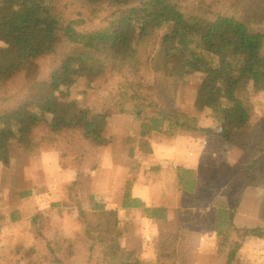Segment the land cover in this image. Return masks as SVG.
<instances>
[{
  "label": "trees",
  "instance_id": "1",
  "mask_svg": "<svg viewBox=\"0 0 264 264\" xmlns=\"http://www.w3.org/2000/svg\"><path fill=\"white\" fill-rule=\"evenodd\" d=\"M75 2L91 23L101 24L97 30L79 32L66 22L62 0H0V167L9 168L17 154L37 157L44 140L78 137L86 148L105 147L116 115L128 122L121 144L129 157L138 153L150 162L145 175L161 170L151 157L155 133L167 140L178 132L200 133L241 147L246 156L217 168L200 166L197 177L174 166V212L160 200L152 206L132 198L130 188L119 209L91 196L87 207L77 205L73 222L80 234L55 232L43 249L15 245L1 264H75L78 258L84 264H177L175 252L148 262L121 245L133 221L165 223L173 213L184 230L207 228L210 252L227 248L224 264H243L238 253L244 244L264 240V227L236 224L243 193L251 189L262 191L257 219L264 225V132L252 122L253 99L264 94V0ZM43 60L47 74L40 71ZM117 77L126 80L120 94L101 88ZM15 83L28 92L19 99L11 93ZM187 86L194 89L193 111L210 115V127H198L175 107ZM255 153L258 158L248 161ZM61 206L58 199L50 203V214ZM48 213H26L30 234L48 229ZM21 214L0 207V239L6 216L13 223Z\"/></svg>",
  "mask_w": 264,
  "mask_h": 264
},
{
  "label": "rangeland",
  "instance_id": "2",
  "mask_svg": "<svg viewBox=\"0 0 264 264\" xmlns=\"http://www.w3.org/2000/svg\"><path fill=\"white\" fill-rule=\"evenodd\" d=\"M61 7L66 15V22L76 25L79 32H92L101 26L97 22L91 23L87 12L80 10L75 0H62ZM158 41L159 37L153 40L149 56H152L154 49L157 48ZM40 64V71L47 74L49 61L43 60ZM144 74L147 81L152 79L148 73ZM125 85L126 80L117 77L112 81L103 82L101 88L120 94ZM11 93L19 99L28 92L19 83H15ZM193 98L194 89L187 86L178 93L175 107L189 117L195 118L198 127H210L212 117L195 113L192 108ZM253 100L255 107L252 122L258 123L264 132V94ZM127 123L125 117L121 115L113 117L108 132L111 142L105 147L86 148L78 137L55 143L44 140L43 154L40 153L35 158L25 153L17 154L9 168L0 167V207L7 215L12 209H17V215L19 213L23 215V218L20 215L13 223L9 216L5 215L3 235L0 239V264L5 253L15 245L22 247L35 245L43 249L45 242L51 240L55 232L67 236L80 234L79 227L73 222L77 205L81 203L87 207L91 196L105 205L114 204L121 194L123 197L127 188L135 187L133 184L135 183L136 191L142 199L149 198L151 205L160 200L162 206L167 205L174 212L179 206V198H175L173 193L176 185L174 166L193 170L197 177V168L200 166L217 168L222 163L234 164L246 156L245 149L200 133L178 132L170 140L155 133L149 138L151 157L152 162L161 170L145 175L143 171L149 168L150 162L140 160L138 153L132 158L129 157L128 147L121 144ZM256 158L258 154L255 153L247 157V160L252 161ZM80 180L82 182H79ZM25 193H29L30 196L24 199L21 195ZM261 198V190L245 189L236 214L238 227H264L257 219ZM57 199L62 208L52 215L49 212V204ZM31 209L40 210L45 215L49 212L47 216L52 220L48 231L44 230L38 236L26 232L28 226L25 217ZM173 215L174 213L165 223L157 222L152 225L145 221H133L132 232L121 239L122 247L136 251L140 260L148 262H154L158 254L175 252L177 264L225 263L227 248L220 250L221 254L207 253L209 243L207 237L210 235L207 228L202 227L189 234L181 229ZM47 232L49 233L45 235ZM238 255L243 264L245 261L249 264H264V240L247 241ZM75 264L84 262L78 258Z\"/></svg>",
  "mask_w": 264,
  "mask_h": 264
},
{
  "label": "crops",
  "instance_id": "3",
  "mask_svg": "<svg viewBox=\"0 0 264 264\" xmlns=\"http://www.w3.org/2000/svg\"><path fill=\"white\" fill-rule=\"evenodd\" d=\"M41 154H43V150L41 151ZM73 166H74V164H73ZM143 173H144V171H143ZM83 180V179H82ZM82 180H80L79 182H82ZM134 184V186L135 187H133L132 186V188H130L131 190V196H132V198H135V199H139L141 202H145V204H148V202L150 203V199L148 198V199H146V200H144V199H142V197H140V195H138L139 193L136 191V187H137V185L135 184V183H133ZM132 184V185H133ZM33 193H34V189H33ZM25 194H28V197L30 196V194L29 193H25ZM25 198H27V197H25ZM24 198V199H25ZM122 194H121V196L116 200V202L114 203V204H107V206L110 208V209H119V207L121 206V202H122ZM158 203H159V200H158V202L157 203H155V204H153L152 206H157L158 205ZM151 204V203H150ZM27 224V223H26ZM27 226H28V224H27ZM29 226L27 227V229H26V232L27 233H29L30 231H28L29 229ZM182 229V228H181ZM183 231H186L187 233H191L192 234V232H189V231H187V230H184V229H182ZM210 236V235H209ZM208 236V237H209ZM199 238H202V237H199ZM204 241H207V240H205L204 238H202ZM210 238H208V240H209ZM208 242V241H207ZM209 247H213V244L212 243H208L207 244V253H209V254H213L212 252H210V250H209Z\"/></svg>",
  "mask_w": 264,
  "mask_h": 264
}]
</instances>
